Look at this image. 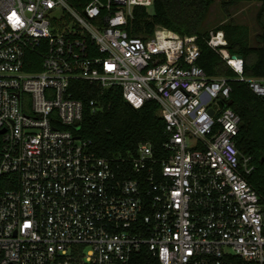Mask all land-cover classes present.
I'll return each instance as SVG.
<instances>
[{"label": "built area", "instance_id": "1", "mask_svg": "<svg viewBox=\"0 0 264 264\" xmlns=\"http://www.w3.org/2000/svg\"><path fill=\"white\" fill-rule=\"evenodd\" d=\"M153 3L0 0V264H139L144 249L158 264H264V199L245 179L228 80L198 65L197 36L130 35L134 9ZM207 45L264 97L222 31ZM74 80L118 87L134 109L156 102L167 140L97 156Z\"/></svg>", "mask_w": 264, "mask_h": 264}, {"label": "trees", "instance_id": "2", "mask_svg": "<svg viewBox=\"0 0 264 264\" xmlns=\"http://www.w3.org/2000/svg\"><path fill=\"white\" fill-rule=\"evenodd\" d=\"M77 10L92 0H66ZM258 1L256 13L258 31L251 43L249 29L228 20L216 26L213 32L222 31L227 45L220 47L229 55L243 58V76L264 79V0H154L152 12L144 8L134 9V18L126 29L131 36L147 38L156 26L170 29L182 36H197L201 51L198 65L211 78L225 77L230 86L228 105L240 117L235 145L242 156L250 157L253 170L245 179L264 199V97L255 95L247 83L237 75L208 45V31L203 26L211 7L218 2L229 18V10L242 2ZM31 65L27 71L40 70V59L29 54ZM70 92L85 105L78 134L90 142L91 150L101 157L128 156L134 154L141 143L151 144L158 150L167 140L165 122L158 115V104L146 102L134 109L122 97L118 87L100 89L95 84L74 80ZM90 101H97L101 109L94 110ZM139 264H158L145 249L138 256Z\"/></svg>", "mask_w": 264, "mask_h": 264}, {"label": "rangeland", "instance_id": "3", "mask_svg": "<svg viewBox=\"0 0 264 264\" xmlns=\"http://www.w3.org/2000/svg\"><path fill=\"white\" fill-rule=\"evenodd\" d=\"M258 1L242 2L229 10V18L222 10L220 4L216 2L210 9L207 18L204 22V31L213 32L214 28L222 23L232 20L235 24L246 26L249 29L251 37V43L253 44V38L258 31L256 23V13L259 7Z\"/></svg>", "mask_w": 264, "mask_h": 264}]
</instances>
